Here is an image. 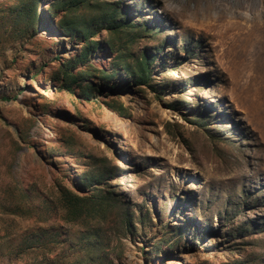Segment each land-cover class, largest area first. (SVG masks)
Segmentation results:
<instances>
[{
  "label": "rangeland",
  "instance_id": "374dc122",
  "mask_svg": "<svg viewBox=\"0 0 264 264\" xmlns=\"http://www.w3.org/2000/svg\"><path fill=\"white\" fill-rule=\"evenodd\" d=\"M0 264H264V0H0Z\"/></svg>",
  "mask_w": 264,
  "mask_h": 264
}]
</instances>
